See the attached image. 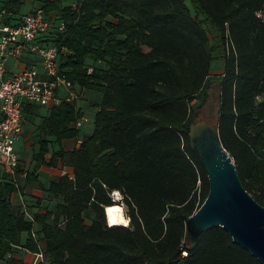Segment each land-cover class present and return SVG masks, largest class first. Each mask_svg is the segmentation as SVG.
<instances>
[{
	"label": "trees",
	"instance_id": "obj_1",
	"mask_svg": "<svg viewBox=\"0 0 264 264\" xmlns=\"http://www.w3.org/2000/svg\"><path fill=\"white\" fill-rule=\"evenodd\" d=\"M22 2L2 7L17 14ZM189 2L193 13L184 0H80L74 9L61 7V0L38 4L65 23L53 37L70 51L59 69L77 92L94 90L100 98L92 132L77 149H59L48 161L45 136L76 137L74 123L83 113L76 100L62 98L40 119L35 167L59 160L72 168V178L64 173L47 187L39 183L57 199L53 208L29 219V206L10 202L17 185L0 183V261L22 247L42 252L41 264H263L223 227L206 229L193 247L185 235L186 219L208 193L188 131L205 119L208 111L195 100L212 83L218 61L212 123L243 187L264 205V97L257 99L264 95V23L255 15L263 0ZM24 179L38 183L32 173ZM112 191L122 194L126 225L106 222ZM5 264L24 263L10 258Z\"/></svg>",
	"mask_w": 264,
	"mask_h": 264
},
{
	"label": "built area",
	"instance_id": "obj_2",
	"mask_svg": "<svg viewBox=\"0 0 264 264\" xmlns=\"http://www.w3.org/2000/svg\"><path fill=\"white\" fill-rule=\"evenodd\" d=\"M75 5L72 4V8ZM255 15L264 23V0ZM64 31L65 23L58 13L46 12L41 6L19 14L0 8V165L10 174L15 173L19 163L15 142L23 130V104L47 106L59 103L62 98L74 101L79 97L72 82L59 69L60 59L70 51L56 43L53 37ZM23 54L29 56L33 63L22 69L10 70L9 60ZM92 69L93 65L86 66L87 73ZM263 97L257 96V99ZM74 126H81L80 118ZM66 174L72 178V173ZM25 215L32 219V214L25 211ZM32 237L40 245L34 231ZM37 255L41 263H45L42 252Z\"/></svg>",
	"mask_w": 264,
	"mask_h": 264
},
{
	"label": "water",
	"instance_id": "obj_3",
	"mask_svg": "<svg viewBox=\"0 0 264 264\" xmlns=\"http://www.w3.org/2000/svg\"><path fill=\"white\" fill-rule=\"evenodd\" d=\"M188 139L208 181L206 198L185 221L189 246L193 247L206 229L220 226L234 243L264 264V205L243 187L233 158L220 141L217 125L197 119L190 125Z\"/></svg>",
	"mask_w": 264,
	"mask_h": 264
},
{
	"label": "crops",
	"instance_id": "obj_4",
	"mask_svg": "<svg viewBox=\"0 0 264 264\" xmlns=\"http://www.w3.org/2000/svg\"><path fill=\"white\" fill-rule=\"evenodd\" d=\"M6 1L7 0H2L0 5H3ZM37 5L38 4L31 6L27 11L31 10ZM32 63V59L26 54H23L17 59L9 60L8 67L10 70H18L30 66ZM96 93L100 94L99 92ZM98 96L100 98V95ZM78 102L79 99L75 101V106L79 108L83 113V116L80 118L81 126L79 127V134L73 138L62 139L60 142H57L53 136H45V139L48 140V151L43 154L45 161H48L51 154L59 149L65 151L77 149L80 145L82 137L89 135L92 132L94 114L97 107L95 106L90 109L86 103ZM56 104L58 103H50L47 106H38L29 103L23 104V106L27 105L28 110H24L23 130L17 139L22 140L23 142L19 150L15 147L19 156L18 168L20 170V173L18 175L9 174V176L6 178L4 175V170L0 165L1 181L5 182L7 181V179H10L18 187L17 191L12 192L10 195L11 204L19 206L24 210H26V205L29 206L30 210L28 209L26 210V212L30 214L34 212L44 211V208L39 207V204H37V202L35 201L36 198H41L45 193L40 190L39 183L47 187L49 182L55 180L58 176L66 172H72L71 167L62 166L59 160L56 161L55 166L40 164L38 167H35L36 162L33 159V155L36 154L40 148V145L36 144L35 142L38 141L39 143L41 136H43L38 129L40 119L46 116L49 113L50 108ZM26 173H32L37 178L38 183H25L24 178ZM10 258L19 259L24 264H41L40 258L37 253L29 252L22 247L14 248L11 253L6 255L4 260L0 261V263L5 264V262Z\"/></svg>",
	"mask_w": 264,
	"mask_h": 264
},
{
	"label": "rangeland",
	"instance_id": "obj_5",
	"mask_svg": "<svg viewBox=\"0 0 264 264\" xmlns=\"http://www.w3.org/2000/svg\"><path fill=\"white\" fill-rule=\"evenodd\" d=\"M1 1L2 0H0V4H1ZM42 1H44V0H23L18 14L22 13V12H26L31 6H33L35 4H40ZM79 1L80 0H61L60 6L62 7V6L77 4ZM184 2L189 7L191 13H193L189 0H184ZM1 7H2V5H0V8ZM75 7H76V5L74 6V8ZM95 64H97L100 67H106V64L104 61H98ZM221 72H222V62L218 61L212 67V70L209 73L210 74L209 77H210L212 83L206 89L204 88V90L200 92L198 98L195 100V104H199L202 102L203 108L208 111L204 117L208 122H211V123L213 122L212 121L213 117H216L217 80L220 78L219 75ZM77 94L79 95V97L76 99V101L79 99L78 103L84 102L89 106L90 109L95 107V104L99 100L98 95H100V94L96 93V91L90 90V89H83L82 91L77 92ZM202 109L199 112L203 111ZM202 116H203V113H202ZM25 117H26V115H25ZM22 142H23L22 140H17L15 142L16 149L19 150L21 148ZM35 143L39 144L38 141ZM111 196H112L115 203H119L122 206L124 216L126 217V215H125L126 206L123 202L122 194L119 193L118 191H112ZM36 199H40V203L38 205L39 207H42V208L46 207L48 209L53 208L56 201H57V199L53 198L52 196H50L46 192L43 194V196L41 198H36ZM40 204H42V205H40ZM105 218H106V215H105ZM126 219H127V217H126ZM106 222H107V220H106ZM25 237H26V234H22V236H21L22 241H24ZM0 264H4V263H0Z\"/></svg>",
	"mask_w": 264,
	"mask_h": 264
},
{
	"label": "bare ground",
	"instance_id": "obj_6",
	"mask_svg": "<svg viewBox=\"0 0 264 264\" xmlns=\"http://www.w3.org/2000/svg\"><path fill=\"white\" fill-rule=\"evenodd\" d=\"M106 220L109 225H126L128 220L124 216L123 208L119 203L108 205L104 209Z\"/></svg>",
	"mask_w": 264,
	"mask_h": 264
},
{
	"label": "clouds",
	"instance_id": "obj_7",
	"mask_svg": "<svg viewBox=\"0 0 264 264\" xmlns=\"http://www.w3.org/2000/svg\"><path fill=\"white\" fill-rule=\"evenodd\" d=\"M108 224V223H107Z\"/></svg>",
	"mask_w": 264,
	"mask_h": 264
}]
</instances>
